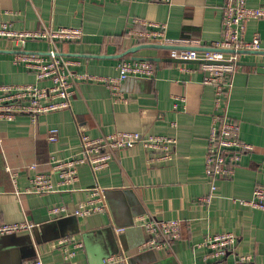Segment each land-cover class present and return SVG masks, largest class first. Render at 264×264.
<instances>
[{
    "label": "crops",
    "instance_id": "obj_1",
    "mask_svg": "<svg viewBox=\"0 0 264 264\" xmlns=\"http://www.w3.org/2000/svg\"><path fill=\"white\" fill-rule=\"evenodd\" d=\"M225 0H173L170 5L152 0H0V27L36 31L60 26L78 27L85 36L80 44L28 41L23 46L0 38V85L37 82L35 75L14 60L18 52L46 54L57 50L71 62L75 75L118 77V64L133 57L159 58L151 62L155 76L130 77L121 84L123 100L95 81L75 78L71 108L14 121L0 120V224L29 221L33 231L0 237V264H23L42 258L45 264H104L112 254L124 252L130 264H234L233 256L205 261L209 253L198 245L209 235L232 233L237 252L251 254L264 264V210L243 206L257 186L264 187V72L240 66L234 79L230 116L241 125V139L254 146L231 179L219 180L210 203L211 179L205 173L208 137L215 114V90L204 85L202 63H181L166 48H142L148 44L129 37L132 29L149 30L138 20L165 27L169 40L188 39L210 46L223 35ZM264 8V0H247ZM264 41V20L247 24L246 39ZM161 42V41H160ZM240 62H264V55L244 54ZM48 87L50 83L42 82ZM184 99L185 101H181ZM175 123L176 126L172 124ZM59 130L58 141H49V131ZM176 137L170 160L134 146L116 152L108 168L95 173L89 165L79 168V180L62 184L51 158H68L79 152L81 134L92 137L115 132ZM32 165L37 170H32ZM18 172L16 184L8 171ZM49 174L56 191L28 194L31 178ZM99 187L108 212L79 218L74 212L94 198ZM54 208L66 212L53 215ZM148 217L158 221L178 220L182 238L166 250H140L150 235L139 224ZM116 228H125L117 234ZM75 237L83 243L71 260L59 240ZM72 249V247H68Z\"/></svg>",
    "mask_w": 264,
    "mask_h": 264
},
{
    "label": "built area",
    "instance_id": "obj_2",
    "mask_svg": "<svg viewBox=\"0 0 264 264\" xmlns=\"http://www.w3.org/2000/svg\"><path fill=\"white\" fill-rule=\"evenodd\" d=\"M170 5L173 0H152ZM252 20H264V8L248 6L247 0H225L223 5L222 26L223 35L220 40L210 46L201 48L200 42L188 39L172 41L166 37L165 27L153 30L157 26L138 20L149 30L132 29L129 37L138 42L165 44L177 47L170 51V57L179 61H199L205 73L204 85L212 86L215 90V114L208 137V147L205 157V173L211 179V194L202 199L210 203L218 190L219 180L231 179L241 166L244 157L254 151V146L241 139V125L230 116L229 106L234 89V79L238 72L241 55L239 51H264V41L255 37L246 39L247 24ZM85 36L84 30L78 27L60 26L58 28H43L36 31L14 30L6 24L0 27V38H6L23 46L28 41H45L53 46L61 43L80 44ZM161 41V42H160ZM189 48H194L190 50ZM233 51L235 53H227ZM16 65H22L32 72L37 82L26 85H0V120L14 121L19 116H28L36 122L41 116L49 115L71 108L75 92L73 83L75 78L82 81L104 83L112 92L115 100H123L121 84L130 77L155 76V67L149 61H135L123 59L118 64V77H95L90 75H74L71 62L63 57L56 49L46 54L18 53L14 60ZM214 63V64H211ZM219 63V64H216ZM48 82V87L40 83ZM181 101H185L182 99ZM176 126L175 123L172 124ZM59 130L49 131V141H58ZM79 152L68 158H51L54 170L60 173L62 184L73 185L79 180V168L89 165L93 172L98 173L108 168L116 152L141 145L146 150L160 154L157 160H170L178 143L176 137L167 135H145L138 132H115L92 137L81 134ZM37 170L36 165L30 167ZM13 182L16 184L18 172L8 168ZM55 184L49 174L37 172L31 178V186L26 190L28 194L45 195L55 192ZM94 198L80 206L74 215L85 218L98 213L108 212V204L103 191L93 189ZM243 206L264 210V187L257 186L250 200H236ZM66 212L65 208H54L53 215ZM139 224L150 235V239L140 246V250H166L182 238V223L178 220L158 221L148 217L139 219ZM35 225L29 221L0 224V237L28 233ZM125 228H116V233H124ZM59 243L65 250L66 259L71 260L76 250L83 248V243L75 237L60 238ZM238 238L232 233L209 235L198 245L206 248L209 253L205 261L224 259L233 256L234 264H256L251 254L237 252ZM68 247H72L69 249ZM23 264H45L40 257L27 260ZM104 264H130L129 257L124 252L112 254L104 260Z\"/></svg>",
    "mask_w": 264,
    "mask_h": 264
},
{
    "label": "water",
    "instance_id": "obj_3",
    "mask_svg": "<svg viewBox=\"0 0 264 264\" xmlns=\"http://www.w3.org/2000/svg\"><path fill=\"white\" fill-rule=\"evenodd\" d=\"M142 48H166L169 50H174V49H178L177 47H173V46H162V45H158V44H148V45H141L138 47H135L131 50H129L128 52H126L125 54L121 55L122 57L126 56L127 54H134L135 52H137L139 49ZM190 50H194V48H189ZM198 51H201L200 48H195ZM227 53H235L233 51H225ZM18 53H25V54H34V53H28L25 51H21ZM38 54V53H36ZM237 54L239 55H244V54H253V55H264V51H239L237 52ZM133 59L135 61H149V62H160L161 59L159 58H143V57H133ZM177 62H181V63H196L197 61H188V62H184V61H179V60H175ZM214 64V63H211ZM219 64V63H216ZM239 66H250V67H254L256 68L259 72H264V62H239L238 63Z\"/></svg>",
    "mask_w": 264,
    "mask_h": 264
}]
</instances>
